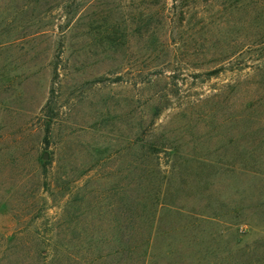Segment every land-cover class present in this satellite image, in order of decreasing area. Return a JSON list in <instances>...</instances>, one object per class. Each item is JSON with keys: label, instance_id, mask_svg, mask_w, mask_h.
Wrapping results in <instances>:
<instances>
[{"label": "rangeland", "instance_id": "rangeland-1", "mask_svg": "<svg viewBox=\"0 0 264 264\" xmlns=\"http://www.w3.org/2000/svg\"><path fill=\"white\" fill-rule=\"evenodd\" d=\"M149 232V264H264V0H0V264Z\"/></svg>", "mask_w": 264, "mask_h": 264}, {"label": "trees", "instance_id": "trees-1", "mask_svg": "<svg viewBox=\"0 0 264 264\" xmlns=\"http://www.w3.org/2000/svg\"><path fill=\"white\" fill-rule=\"evenodd\" d=\"M128 199L126 197H123L121 202H124L123 206L125 207L126 211H129V205H128ZM142 208H141V219L142 222L145 224H149L150 222V207H149V202L143 203L142 202ZM149 208V211H147ZM146 225V226H147ZM148 228V226H147ZM150 230V227H149ZM152 234L149 232L148 234H141V238L138 241H134V244L130 242L131 238L130 236L123 235L122 236V242H121V250L124 255V259L129 261L130 258H132L133 254H135V260L137 263H126V264H149V247L151 245V239H152ZM134 257V256H133Z\"/></svg>", "mask_w": 264, "mask_h": 264}]
</instances>
